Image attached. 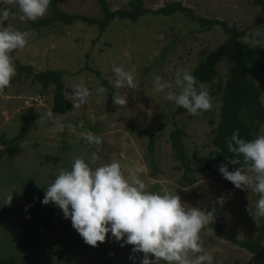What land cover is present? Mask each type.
<instances>
[{
  "label": "rangeland",
  "instance_id": "374dc122",
  "mask_svg": "<svg viewBox=\"0 0 264 264\" xmlns=\"http://www.w3.org/2000/svg\"><path fill=\"white\" fill-rule=\"evenodd\" d=\"M61 11L70 15L101 18L97 0H58ZM131 0H107L112 11L130 9ZM145 7L157 10L166 3L182 2L200 17L219 19L236 25L240 30H251L264 25V16L253 0H144ZM17 11L13 5L0 0V10ZM51 14V8L43 17ZM41 18V19H43ZM40 20V19H39ZM32 21L12 19L13 27L24 30ZM8 22H5L7 26ZM36 35L23 50L14 52L23 65L36 72L56 70L63 73L65 96L71 101V85L83 83L90 89L89 102L80 109H71L65 123L83 128H65L50 133L54 119V88L44 90L32 76H17L11 86L0 93V258L10 256L19 261L37 260L41 264H133L132 246H120L109 233L106 242L98 247L86 245L73 229L70 219L54 204L43 205L45 189L58 174V168L70 170L74 159L81 156L92 167L118 159L122 171L138 166L140 176L149 191L176 190L185 206L217 207L214 223L220 222L227 232L239 240L254 238L264 223L258 226L246 208L254 206L258 195L250 190L227 189L220 174L203 169V160L212 150L213 131L219 122V101L214 98L212 110L199 116L176 114L177 107L165 99V93L154 91V77L173 81L177 69L192 74L201 60L212 54L228 36L220 27L203 30L184 14L160 16L148 14L137 22L116 19L103 32L96 26L77 21L71 26L60 22L35 29ZM244 43L255 46L249 39ZM159 50V55L154 52ZM231 61L219 64L223 82ZM135 68L136 88L115 89L126 95L125 107L110 104L108 92L96 89L99 71L109 83L113 66ZM18 74V73H17ZM255 82L264 103V73L258 71ZM111 85V84H110ZM210 92L211 85H207ZM72 102V101H71ZM61 117L64 115L58 114ZM185 133L188 174L174 156L170 137L174 130ZM154 131V150L149 151L148 134L134 131ZM91 131L103 140L101 151L96 152L80 135ZM257 135H264V126ZM256 135V136H257ZM98 156L99 159H95ZM152 163L158 169L154 172ZM12 195L11 205H6ZM225 198L221 207L216 203ZM40 203L39 219L27 229L30 202ZM213 223V224H214ZM212 228V227H211ZM213 229V228H212ZM26 235L30 237L22 251ZM203 247L214 256V264H253V255L214 234L202 232ZM139 264L142 253L136 254ZM154 259V257H150ZM161 264H164L162 261Z\"/></svg>",
  "mask_w": 264,
  "mask_h": 264
},
{
  "label": "clouds",
  "instance_id": "9594fccd",
  "mask_svg": "<svg viewBox=\"0 0 264 264\" xmlns=\"http://www.w3.org/2000/svg\"><path fill=\"white\" fill-rule=\"evenodd\" d=\"M4 2L13 5L17 11L0 10V93L9 88L17 76L12 53L23 50L36 35L35 30L17 29L9 21L18 18L21 22H35L48 13L51 4V0ZM246 37L255 46L264 45V26L249 30ZM153 55L158 56L159 50ZM111 72L109 84L113 88H136L134 67L126 70L123 65H114ZM96 91L106 94L108 89L100 85ZM154 91L165 93L167 101L185 109L191 116L202 115L214 106L207 85L187 69H177L173 81L156 75ZM70 96L72 109H80L89 102L91 91L81 81L71 85ZM112 100L119 107L128 103L126 95L119 91L112 95ZM46 116L54 119L48 129L53 134L63 132L65 128H83L82 121L65 123L67 114L61 117L48 112ZM80 135L88 145L95 146L97 153L101 151V136L91 131H82ZM227 149L232 156L225 157L227 164L221 163L218 170L235 188L258 195L255 205L249 204L246 208L258 226L259 220L264 218V135L245 140L238 129L234 130L227 139ZM215 151L220 153L221 149L217 147ZM228 164L238 167L229 171ZM126 171L127 174L122 171L118 159L92 167L78 156L70 170L58 168L41 203L58 207L86 245L98 247L111 233L121 247L132 246L133 255L129 258L133 264L138 259L137 253L143 254L139 264H161L162 261L164 264H214V256L201 243V233L214 234L210 226L216 219V207L185 206L176 190L149 191L138 166L128 167ZM11 202L12 195L8 196L6 205L10 206ZM216 203L222 207L225 198H218Z\"/></svg>",
  "mask_w": 264,
  "mask_h": 264
},
{
  "label": "trees",
  "instance_id": "16d2710c",
  "mask_svg": "<svg viewBox=\"0 0 264 264\" xmlns=\"http://www.w3.org/2000/svg\"><path fill=\"white\" fill-rule=\"evenodd\" d=\"M102 17L92 18L87 16L70 15L60 10L59 1L51 0V14L48 17L30 22L24 30H35L42 27H48L55 23H62L71 26L77 21L96 26L101 32L105 31L116 19L129 20L137 22L148 14H156L160 16H172L174 14H184L191 21L197 23L203 30H211L214 27H220L228 36L212 54L199 62L193 74L197 79L206 85H211L212 90L209 92L219 101V122L217 123L213 134L212 150L203 160V169L218 174V166L221 163L227 164L225 157L232 154L227 149V139L234 130H239L241 138L252 140L264 126V103L262 93L255 82V75L260 71L264 73V45L250 46L244 43L246 33L249 30H240L236 25H230L226 21L219 19H210L197 16L193 10L182 2L166 3L157 10H151L145 7L144 0H131L130 9H120L112 11L107 0H97ZM253 4L259 6L264 16V0H253ZM264 26V25H263ZM250 40V39H249ZM14 56V52L12 53ZM15 57V56H14ZM229 59V66L226 80L223 82L220 77L219 64ZM15 66L17 69V79H21L23 75L33 78L36 82L42 84L44 90L49 87L54 88L53 111L57 114L65 115L72 108V102L65 96V84L63 81V73L56 70H45L36 72L32 66L23 65L15 58ZM95 74L100 80V84L108 89L110 104H113L112 95L114 90L106 79L103 78L99 71ZM183 108L176 109V114H186ZM137 135L142 136L148 134L150 142L148 149L150 152L154 150V131L141 130L134 131ZM185 133L182 129H176L172 132L170 141L174 151V156L181 162L182 169L188 174L186 150L183 143ZM219 147L220 153L215 149ZM154 172H158L155 163H152ZM229 171L234 167L228 164ZM227 189H234L235 186L227 181ZM216 207V206H215ZM40 203L37 198H33L30 202L29 212L27 215V229L30 230L35 222L39 219ZM210 207L209 209H211ZM217 209V207H216ZM217 215V214H216ZM210 227L216 232L218 238L231 242L232 244L247 250L253 255V264H264V223L259 229L257 235L248 240H239L234 234L227 232L220 222L212 224ZM30 237L26 235L23 241L22 251L26 250ZM0 264H41L37 260L19 261L16 257L10 256L0 258Z\"/></svg>",
  "mask_w": 264,
  "mask_h": 264
}]
</instances>
